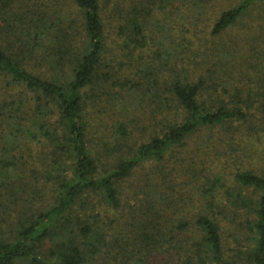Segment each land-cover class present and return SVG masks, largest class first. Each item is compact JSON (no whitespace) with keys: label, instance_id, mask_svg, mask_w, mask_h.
I'll return each mask as SVG.
<instances>
[{"label":"trees","instance_id":"16d2710c","mask_svg":"<svg viewBox=\"0 0 264 264\" xmlns=\"http://www.w3.org/2000/svg\"><path fill=\"white\" fill-rule=\"evenodd\" d=\"M61 1L77 15L0 0V207L9 212L0 264H130L129 246L148 255L174 250L179 264H264V165L237 170L232 186L223 175H200L172 219L161 206L173 198L157 199L156 179L131 222L109 215L121 208L126 180L157 163L151 173L165 181V156L202 130H264L256 124H264V77L246 78L241 49L221 40L252 17L264 41V0H223L206 35L203 25L172 33L157 15L185 6L195 28L211 0ZM118 102L106 133L100 107ZM142 108H153L147 116L158 133L132 144V113ZM33 148L42 152L34 169ZM183 163L193 173L194 159ZM45 189L49 204L36 207ZM225 226L246 244L233 260L223 249Z\"/></svg>","mask_w":264,"mask_h":264},{"label":"rangeland","instance_id":"374dc122","mask_svg":"<svg viewBox=\"0 0 264 264\" xmlns=\"http://www.w3.org/2000/svg\"><path fill=\"white\" fill-rule=\"evenodd\" d=\"M18 1L19 5H22V3L24 5L40 3L48 4L50 6L55 5L56 7H60L63 11V14L66 16H71L75 9L73 5L64 3L61 0L58 2L57 0ZM240 1L241 0H225L224 3H226V6L228 4L231 7H234ZM222 4L223 0H211L209 4L211 7L210 9H207L206 17L208 19L204 18L203 23H198L195 28L192 26L193 23L189 19L185 6H183V8L177 12L174 11L176 7L178 8V4L165 9L163 12H159L157 19L164 20L169 25L172 33L181 29L186 33L190 29L199 31L200 27L203 25L200 30H202V32L204 31V35H206L205 27H211V24L220 13ZM263 6L264 3L261 4V7ZM172 12L174 13L172 14ZM253 12L258 13L257 7L254 8ZM74 15H77V12H74ZM227 33V35L222 36L221 40L230 44H232L231 42H236L239 47L238 49H241L242 51L240 55L246 57V62L249 63L246 65L248 71L246 78H249L250 80H257L260 77L263 78L264 41L260 38V35H258L259 23L252 17L245 18L239 21L237 26ZM208 46H210V44ZM202 74L204 73L202 72ZM3 80L6 79L0 77V83L3 82ZM2 86L5 87L4 85ZM10 92V94L17 95V92L20 93V90L18 88H11ZM122 105V103L118 102L113 110H111V108H106L105 104L101 105L100 108L104 110L101 113L104 125L106 126V133L113 131L114 124L110 121L111 117L113 114H116L118 109H122ZM152 110L153 108L149 110L142 108L141 111L145 112L144 114L139 109H137L135 113H132V116H134L138 122L137 125H134L135 129H133L134 132L132 144H136V142L138 144L145 143L151 136H155L158 133V128L155 126L154 121L151 122L147 116ZM256 116L258 117L259 114ZM124 117H126L125 114ZM256 124L257 126H260V128H263L264 126V124ZM142 125H145L146 129L143 128ZM219 134L222 135L218 137ZM206 139L208 140L205 141ZM187 143L188 144L186 148H175L173 152H170L165 156V160L160 165L164 167L165 170V181L161 180L162 175L160 173H151L152 168L155 169L156 166H159L157 163L154 165L155 167L150 166L151 164H146L133 177L126 180L122 184L121 208L117 211V214L110 212L109 215L115 214V216L119 219L128 217L131 222L132 217L135 215L137 216L142 206L145 205L146 200L151 201L152 198L147 195L148 191L146 190V187L148 186L149 179L152 180V184L153 180L156 179L157 181L154 183V185L158 186L156 191L157 199H161L160 202H162L164 196L166 195L173 198L172 204H168V201H166V204H162L163 206H161L164 215L169 219H172L176 217L172 213L176 214L175 211L180 209L177 206H182V203H186L183 201V199L187 192L190 189H196L198 185L202 183L203 179L200 175L206 176L208 178H212L216 174L223 175L224 182L227 183V186H232L234 173L237 170L240 171L244 168H247L251 164H255L256 166L264 165V130L262 129H260V133H254L248 131L245 127H241L237 132H230V134L226 132V135L223 131L221 132L216 129L208 131L202 130L197 135L192 136V138H190ZM33 150V153L28 154L27 160L30 161V156H35L34 161L32 162V168L34 169V166L39 161L42 152L39 150V148H33ZM193 159L194 164L192 166V173V171L186 169L183 160ZM38 187L40 188L39 185ZM159 194L161 195L159 196ZM34 200L36 207H38L39 201H41L40 206L43 207L49 204L50 196L45 189V192L35 196ZM5 209L6 207H0V226L2 227H4L5 224V217L3 216L5 215L8 217L7 213H2V211ZM14 211V209L11 210V214H13ZM115 216H109V218H116ZM234 234H236V232L229 226H225L223 229V249L225 256L228 257V259L230 258L229 260L234 259L236 250H238L239 247L244 248L246 245L245 242H243V239H240V242L235 243ZM240 244H242V246H240ZM125 249V253L128 256H131V252L133 253L132 258L134 261H132L130 264H179L177 258L175 257L176 252L174 250L156 252L148 255L143 253V249H141L139 246H129ZM139 252L140 254L138 255Z\"/></svg>","mask_w":264,"mask_h":264}]
</instances>
